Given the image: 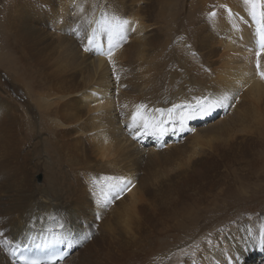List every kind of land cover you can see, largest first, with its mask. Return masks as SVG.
<instances>
[{"label":"bare ground","instance_id":"1","mask_svg":"<svg viewBox=\"0 0 264 264\" xmlns=\"http://www.w3.org/2000/svg\"><path fill=\"white\" fill-rule=\"evenodd\" d=\"M103 3L0 0V68L22 89L15 97L0 82V264H17V245L57 234L72 247L59 264H264V186L254 197L227 193L241 169L264 165L255 149L264 145V79L252 43L253 24L264 29V5L253 19L245 0ZM113 16L129 22L113 57L119 82L104 56L83 51L89 22ZM7 37L16 60L4 54ZM137 67L141 82L132 79ZM225 94L226 107L183 125L190 110L177 109L164 134L144 144L121 128L137 103L169 108ZM247 109L259 126L241 130ZM186 129L193 132L172 141ZM38 169L41 185L32 182ZM108 177L133 185L119 199ZM257 194L252 210L223 218ZM211 196L214 206L202 207Z\"/></svg>","mask_w":264,"mask_h":264},{"label":"snow or ice","instance_id":"2","mask_svg":"<svg viewBox=\"0 0 264 264\" xmlns=\"http://www.w3.org/2000/svg\"><path fill=\"white\" fill-rule=\"evenodd\" d=\"M246 3L251 5V14L253 19H256L258 10L261 5H264V0H245ZM83 11V8L80 9ZM103 15V14H102ZM211 16H214L215 13H210ZM95 23L98 26L92 27L91 25ZM89 26L91 27V31L89 32L87 29H83V36L87 40V44L83 47V51L85 52H95L98 55L104 56L107 59V62L110 66H112V75L115 80L119 82L120 77L116 75V65L113 60L115 55V50L119 47L120 41L125 39V32L129 27V22L127 20H120L113 16L111 19L102 18L97 21L89 22ZM83 26H81L82 28ZM134 30V29H133ZM77 37H81L82 32L80 30H73ZM258 32V49L255 52L256 61L255 68L256 74L264 79V70H262L261 65V57L264 56V29H257ZM101 33L103 34L104 39H101ZM106 43V47H105ZM93 95H96L95 93ZM101 102H103V99ZM231 99L228 95H222L220 98L206 102L200 98H196L195 104L188 105H180V104H172L169 108H149V106L145 103H137L133 106L130 116L128 117L127 122L123 119L121 123L127 129L129 135L133 140H138L141 137L149 136V135H163L162 124L168 122L172 119L176 110L181 107H186L190 111L184 117L180 118L179 123L181 125L184 124L186 119L197 118L200 115H207L210 111L214 110L218 107H226L227 102ZM121 107L127 108L128 105H122ZM124 116V113L121 112V117ZM164 118V119H158ZM110 181L114 180L115 183H111L109 187L115 193V197L119 198L120 194L128 190L129 185H131L130 180H126L123 177H108L106 178ZM107 200H105V205L107 204ZM55 219V218H53ZM99 219V216H97ZM59 228H63L62 224L58 225ZM51 231V230H49ZM262 237H264V229L261 230ZM90 238L89 234L85 233L79 237V239H88ZM65 238H61L59 234L55 236L53 240H46V244H59L63 243ZM34 243V241H31ZM69 243L72 241L69 240ZM207 243L211 245L212 241L208 240ZM260 246L264 247V239L261 240ZM37 249L41 248L40 244H35ZM199 247V245H196ZM26 252H31V248L27 244L23 245V250H21V245H17L15 250H13L10 255L12 257H16L20 264H43L42 261L38 259L31 258L26 255ZM19 253V255H18ZM195 251L185 252V257L187 256H195ZM63 257H57L55 254L49 255L47 264H55L56 259H62ZM15 264V261L13 262ZM195 264V261H193Z\"/></svg>","mask_w":264,"mask_h":264},{"label":"rangeland","instance_id":"3","mask_svg":"<svg viewBox=\"0 0 264 264\" xmlns=\"http://www.w3.org/2000/svg\"><path fill=\"white\" fill-rule=\"evenodd\" d=\"M42 4L46 3L47 0H40ZM94 1H103V2H109L108 4L106 3H103L105 6H109L111 5L112 3H115L117 0H94ZM111 3V4H110ZM76 4V1H73L69 4V8H72V6ZM113 5V4H112ZM111 5V6H112ZM0 11H1V6H0ZM253 27L255 29V27H258V28H261V26H258L257 24H253ZM102 37V36H101ZM1 36H0V40H1ZM104 38L102 37V40ZM8 40H9V37H7L6 39V47H5V52L4 54L8 57V60L12 59V60H16L18 58V49L14 48V47H9L8 46ZM255 40V37L253 38L252 40V43L253 41ZM0 49H1V46H0ZM58 51L59 49H57V55H53V58H55L57 60V56H58ZM1 57V56H0ZM20 61H23L21 59H19ZM9 66L13 67V64L10 63L8 64ZM15 69V68H14ZM132 79L135 81L137 80L138 82H141L143 81V75H142V70L140 69V67H137L134 72L132 73ZM0 82L2 83H5L6 84V90L8 92V94H11L15 97H20L21 94H20V91L22 89L19 88V86L16 84L15 82V79L11 76V74L7 71H4L0 68ZM136 82V81H135ZM17 101V100H15ZM241 108V107H240ZM246 111H248L250 114L247 115L245 118H242L239 120V126H240V129L243 130V129H252L253 127L255 126H259V125H256L257 123V119L256 117L253 115V111H251L250 109H247ZM241 115V114H240ZM187 125H190L187 123ZM186 125V126H187ZM185 126V125H184ZM191 126H195V125H191ZM121 128H124V125L121 124ZM162 128H164V126H162ZM189 130V129H188ZM193 132V130H192ZM191 132V133H192ZM190 130L189 132L186 134V136L190 135ZM168 145V144H167ZM255 149L261 154V156H264V145L260 144V143H257L255 145ZM43 157V156H42ZM247 168V170H246ZM245 168V171L242 172V169L241 171L238 173L239 175H241V180H239L237 178V176H235V180L230 182L229 184V187L227 189V193H229V196H233V194L237 197L239 196H242L244 195L245 193H247L250 197H254V194L256 193H260L262 191H259V188L261 186H264V165H260L258 166L256 169L254 167H246ZM38 173L34 174L33 176V180L32 182L36 183V185H41L42 184V180L44 178V170L43 169H38L37 171ZM133 185V184H132ZM129 186V188L132 187ZM129 190V189H128ZM126 193V192H125ZM233 193V194H232ZM214 196H211V197H208V199H203L200 204H203L202 207H212L214 206L215 202H214V199H213ZM260 195L257 194L255 196V198H252V199H248L246 204L244 203H241V205H238L236 207H233V208H229L228 212L223 214V218H227L229 217L230 215H235V213L242 209V210H252V206L256 205L258 200L259 199ZM262 197V196H261ZM264 199V195L262 197ZM120 199V198H119ZM212 199V200H211ZM221 199L223 201L226 200L225 197H221ZM262 199V200H263ZM206 200V201H205ZM222 200H220L218 202V204L220 205V203H222ZM210 203V204H209ZM217 204V205H218ZM209 205V206H208ZM216 205V206H217ZM258 205V204H257ZM235 206V205H233ZM255 210V209H254ZM233 211V212H232ZM258 212H260L259 210H257ZM202 211L201 210H197L195 209L194 210V213L195 214H200ZM245 213H249V212H245ZM187 217L186 216L184 219H183V222L185 224H187ZM232 218V217H231ZM200 221H198L197 224H199ZM219 223V220L218 222H216V224ZM216 224L214 226H216ZM221 228V227H220ZM14 248V247H12ZM13 263V262H12Z\"/></svg>","mask_w":264,"mask_h":264}]
</instances>
